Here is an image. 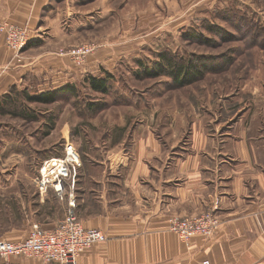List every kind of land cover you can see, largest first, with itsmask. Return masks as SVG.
<instances>
[{
	"label": "crops",
	"instance_id": "1",
	"mask_svg": "<svg viewBox=\"0 0 264 264\" xmlns=\"http://www.w3.org/2000/svg\"><path fill=\"white\" fill-rule=\"evenodd\" d=\"M59 1L69 9L67 17L75 26L61 23ZM82 1L1 0V17L25 24L35 33L41 26L47 31L41 40L30 39L39 42L26 46L22 62L14 58L0 36V95L12 85L35 87L41 92L78 84L88 72L97 75L101 68L110 71L109 67H114L117 58L106 48L81 63L55 52L60 44L69 43L68 29L82 28L78 22L84 13L70 11V4L77 6ZM21 3L26 6L22 11ZM239 96H244L242 90ZM148 98L131 101L139 108L148 107ZM251 99L247 104L221 103L224 110L231 105L234 114L219 119L215 115L214 120L209 118V109L193 100L186 111L172 108L180 118L187 116L183 128L166 108L155 120L141 117L131 132L133 136L117 140L110 136L114 145L100 159L101 173L90 177L89 167L81 168L75 208L82 225L100 229L106 239L81 252L76 264H201L203 259L209 264H264V88L254 92ZM34 174L39 186L38 171ZM26 188L19 180L0 184V197L25 195ZM215 200L219 221L211 235H194L183 242L169 229L170 215H195ZM40 201L34 205L44 206L48 198ZM13 211L24 212L19 204ZM13 211L7 210L6 218ZM45 215L38 219L45 228L63 217L50 211ZM46 219L43 225L41 221ZM9 221L0 227V235L16 240L27 234L36 219L29 217L21 226L12 218ZM0 264L54 263L36 256H11L0 259Z\"/></svg>",
	"mask_w": 264,
	"mask_h": 264
},
{
	"label": "rangeland",
	"instance_id": "2",
	"mask_svg": "<svg viewBox=\"0 0 264 264\" xmlns=\"http://www.w3.org/2000/svg\"><path fill=\"white\" fill-rule=\"evenodd\" d=\"M62 2L59 1L57 6L61 23L72 26L73 20L67 17L69 9ZM25 8L21 3L20 10ZM71 8L84 13L82 22H78L82 28L68 29L69 43L60 44L55 52L73 60L70 49L88 46L86 59L106 48L117 58L114 67H109L114 77L108 80L110 87L106 93L90 88L85 80L88 74H92L88 72L83 81L78 82L74 96L65 94L49 103L25 102L36 115L32 120L0 114V184L19 180L27 187L25 195H1L2 228L8 225L9 218L21 223L20 226L29 217L39 222L38 219L45 218L48 211L64 217L69 209V192L74 194L73 210L77 215L75 208L81 168L88 166L90 177L101 173L102 164L99 162L114 145L112 140L133 136L131 132L141 117L155 120L167 108L183 128L187 116L180 118L172 109L174 106L186 111L190 108V101H197L209 109L212 115L209 118L214 120L216 116L219 119L234 114L231 105L224 110L225 105L221 103H250L253 93L264 88V0H83L77 6L70 4V11ZM0 21L24 29L28 40L45 38L47 30L44 26L36 32L39 36H35L32 34L35 29L25 24L15 23L4 16H0ZM208 24L218 25L224 31L220 30L221 34L211 32L206 28ZM188 29L202 34L207 40H186L182 33ZM0 36L6 48L14 53V58L22 62L27 45L16 51L7 45L3 33ZM164 50L214 56L217 62L229 56L231 61L224 69L208 72L203 78L181 87H165L169 78L164 74L153 78L136 77L137 70L142 66L150 67ZM100 74H105L103 68ZM128 88L145 92L151 106L139 108V104L131 101L133 96ZM241 90L244 96H239ZM118 95H124L122 101L115 99ZM85 101L97 102L101 107L86 110ZM154 107L158 108V114ZM110 136H114L112 140ZM52 156L68 163L70 169L64 176L65 190L56 194L57 197L52 196L50 185L39 187L33 178L42 160ZM89 181L94 182V179L89 178ZM43 197L48 198L44 206L34 205L42 203ZM17 204L24 211L22 214L20 211L14 213ZM7 210L13 212L6 218ZM47 221L41 223L44 225Z\"/></svg>",
	"mask_w": 264,
	"mask_h": 264
},
{
	"label": "built area",
	"instance_id": "3",
	"mask_svg": "<svg viewBox=\"0 0 264 264\" xmlns=\"http://www.w3.org/2000/svg\"><path fill=\"white\" fill-rule=\"evenodd\" d=\"M0 33L4 34L7 45L16 51L26 46L29 41L24 29L13 24L8 25L3 21H0ZM87 51L88 46H81L70 49V54L74 62L81 63ZM37 171L36 180L40 187L47 184L59 195L62 194L66 183L64 176L70 171L68 163L64 164L54 156L44 158ZM68 206L67 213L53 227L45 228L34 222L23 238L14 240L0 235V259L6 260L11 256H36L44 262L76 264L81 252L92 243L105 240L106 236L98 228L82 225L73 210L75 202L72 192L68 193ZM217 208L218 201L215 200L211 207L198 214L170 215L168 227L183 242H188L194 235L209 236L218 225ZM201 264H209V260L203 259Z\"/></svg>",
	"mask_w": 264,
	"mask_h": 264
},
{
	"label": "trees",
	"instance_id": "4",
	"mask_svg": "<svg viewBox=\"0 0 264 264\" xmlns=\"http://www.w3.org/2000/svg\"><path fill=\"white\" fill-rule=\"evenodd\" d=\"M206 28L211 32L217 31L220 34L221 31H224V29H222L220 26L213 24H208ZM182 35L186 40L196 39L203 42L207 40L205 36L198 32H193L191 29L184 31ZM38 42V39L29 40L26 45ZM216 58L217 57L206 55L199 56L193 52L188 54H180L173 51L164 50L158 54L157 61L154 62V64H151L150 67L142 66L141 70H137L136 77L153 78L164 74L169 78L165 82V87H181L203 78L208 72H217L224 69L231 61V57L229 56L220 59L219 62L215 60ZM103 71L105 73L104 75L88 74L85 77V80L92 90L106 93L110 87L108 80L114 76L112 72L106 69H103ZM128 90L131 92V96H133L132 98L136 100V102L147 95L145 92H137L131 88H128ZM76 93L77 84L73 83H67L58 88L41 92H39L35 87H18L17 85H12L7 92L0 95V114H10L32 120L35 119L36 115L34 114V110L29 108L25 102L29 101L49 103L55 101L62 95L66 94V96L71 97ZM123 98L124 95L122 97L120 95L115 97L117 101H122ZM85 103L87 108L86 110L89 111H93L101 107V104H98L94 101H85ZM52 192L54 196L57 197L56 192L54 190Z\"/></svg>",
	"mask_w": 264,
	"mask_h": 264
}]
</instances>
